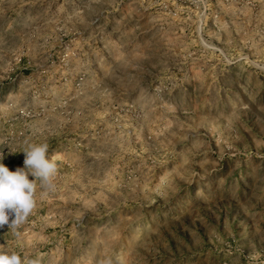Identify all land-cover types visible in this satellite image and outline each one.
<instances>
[{
    "label": "rangeland",
    "instance_id": "rangeland-1",
    "mask_svg": "<svg viewBox=\"0 0 264 264\" xmlns=\"http://www.w3.org/2000/svg\"><path fill=\"white\" fill-rule=\"evenodd\" d=\"M0 142L58 167L22 259L264 264V0H0Z\"/></svg>",
    "mask_w": 264,
    "mask_h": 264
},
{
    "label": "clouds",
    "instance_id": "clouds-1",
    "mask_svg": "<svg viewBox=\"0 0 264 264\" xmlns=\"http://www.w3.org/2000/svg\"><path fill=\"white\" fill-rule=\"evenodd\" d=\"M48 149L47 142L28 143L21 151L25 155L24 168L17 167L15 171H10L3 163L4 154L0 152V227L9 224L10 216H14L9 227L17 237L18 228L36 207L38 189L47 194L56 188L58 167L55 160L48 157ZM10 154H15L12 149ZM29 175L35 179L29 180ZM0 264H38V261L22 259L17 252L0 248Z\"/></svg>",
    "mask_w": 264,
    "mask_h": 264
}]
</instances>
